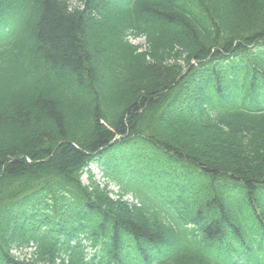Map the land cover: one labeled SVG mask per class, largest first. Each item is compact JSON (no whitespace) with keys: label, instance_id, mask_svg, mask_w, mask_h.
<instances>
[{"label":"trees","instance_id":"16d2710c","mask_svg":"<svg viewBox=\"0 0 264 264\" xmlns=\"http://www.w3.org/2000/svg\"><path fill=\"white\" fill-rule=\"evenodd\" d=\"M0 264H264V0H0Z\"/></svg>","mask_w":264,"mask_h":264},{"label":"rangeland","instance_id":"374dc122","mask_svg":"<svg viewBox=\"0 0 264 264\" xmlns=\"http://www.w3.org/2000/svg\"><path fill=\"white\" fill-rule=\"evenodd\" d=\"M73 5H76L78 3V0H71ZM132 42L136 44H145V38H137V37H131ZM151 146L154 151L152 154V149L148 150H140L141 148L137 145L127 144L126 146H122V148L115 149V151H118L124 155V158L127 157L128 154H136L135 156H141L142 158L146 159H136L134 163V171L132 172L134 174L135 178V184L137 185L138 190L146 191V189H149L152 181L150 180V173L155 172V175L158 177L159 175L162 177V180H165L167 178L173 177V176H180L184 182L193 184L194 182H202L204 180V177H206L203 172L194 166V168L186 167L180 163L173 162L167 155H165L161 150L155 148L152 145ZM158 151H161V156L155 155ZM156 151V152H155ZM117 156V155H116ZM154 156V157H153ZM153 158L151 163H148V158ZM91 170L95 176L96 180H99L102 183H105L107 180L104 176L103 171L98 165H93L91 167ZM84 182L87 184L89 183V177L87 174L83 177ZM110 189L113 192V195L116 196L119 192V186L114 183H110ZM137 190V191H138ZM130 201H133V197L131 195H128L126 197ZM30 250H25L24 253H29ZM18 253V252H17Z\"/></svg>","mask_w":264,"mask_h":264}]
</instances>
